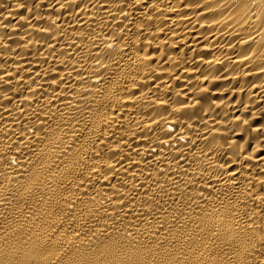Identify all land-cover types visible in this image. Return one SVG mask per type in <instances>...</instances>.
Listing matches in <instances>:
<instances>
[{
	"label": "bare ground",
	"instance_id": "1",
	"mask_svg": "<svg viewBox=\"0 0 264 264\" xmlns=\"http://www.w3.org/2000/svg\"><path fill=\"white\" fill-rule=\"evenodd\" d=\"M0 264H264V0H0Z\"/></svg>",
	"mask_w": 264,
	"mask_h": 264
}]
</instances>
